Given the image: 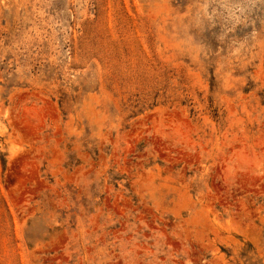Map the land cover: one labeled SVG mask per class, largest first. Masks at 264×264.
I'll use <instances>...</instances> for the list:
<instances>
[{"label":"rangeland","instance_id":"obj_1","mask_svg":"<svg viewBox=\"0 0 264 264\" xmlns=\"http://www.w3.org/2000/svg\"><path fill=\"white\" fill-rule=\"evenodd\" d=\"M0 264H264V0H0Z\"/></svg>","mask_w":264,"mask_h":264}]
</instances>
